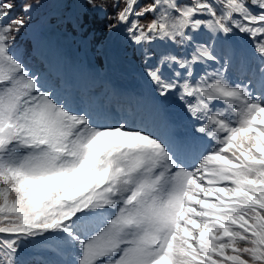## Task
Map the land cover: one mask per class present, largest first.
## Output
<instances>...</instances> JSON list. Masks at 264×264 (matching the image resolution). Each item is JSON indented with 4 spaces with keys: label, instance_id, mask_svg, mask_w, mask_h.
Masks as SVG:
<instances>
[{
    "label": "snow or ice",
    "instance_id": "1",
    "mask_svg": "<svg viewBox=\"0 0 264 264\" xmlns=\"http://www.w3.org/2000/svg\"><path fill=\"white\" fill-rule=\"evenodd\" d=\"M42 2L0 0V264H264V0H59L127 104L30 69Z\"/></svg>",
    "mask_w": 264,
    "mask_h": 264
},
{
    "label": "rangeland",
    "instance_id": "2",
    "mask_svg": "<svg viewBox=\"0 0 264 264\" xmlns=\"http://www.w3.org/2000/svg\"><path fill=\"white\" fill-rule=\"evenodd\" d=\"M58 3H59V0H48V5L47 6H48L49 9L51 8L48 13H53L55 11V8L54 7H56V5ZM41 7H39V8H37V9L34 10V12H33L34 17L35 18L36 17L40 18L39 23H42L44 25L50 24L49 21H43L45 19V17H46V14L41 15V13H40ZM61 14L63 16L66 15V13L64 12L63 9L61 10ZM69 37L70 36H66L65 39H69ZM105 43L107 45L110 44V42H105ZM75 46H76V49H75L74 63L72 64V70L76 74L77 77H81L83 79V85L88 86L89 85V81H93L94 75L98 71V67H95V68H93L91 70H87L86 67L83 64L84 57H83V52H82V45L79 42ZM92 54H95V51H93ZM59 55H60V52L57 51V53L55 55V63L58 62ZM30 69L33 71V68H30ZM44 74H45V72L43 71V72H41L39 74L37 73L36 75L39 76V77H41L42 80H45L44 79ZM135 79L138 80V82L140 83V91L146 93V86L143 84L142 80L140 79L139 73L135 76ZM46 80L49 83H52V81L50 80V78H46ZM141 88H143V89H141ZM101 93H102V90L100 92L95 93V95H99ZM89 94H90L89 96H92V92L91 91H90ZM130 101H133V100H130ZM173 112H178V108L177 107H173Z\"/></svg>",
    "mask_w": 264,
    "mask_h": 264
},
{
    "label": "trees",
    "instance_id": "3",
    "mask_svg": "<svg viewBox=\"0 0 264 264\" xmlns=\"http://www.w3.org/2000/svg\"><path fill=\"white\" fill-rule=\"evenodd\" d=\"M108 11L111 12L112 9L109 8ZM17 44H18V46H20L21 51H26L27 55H28V47H29L28 40H22V39L18 38ZM93 49L96 50V48H93ZM95 57L97 58V60L99 62L101 61V58H100V56L98 54H95ZM26 61H27V57H25V62Z\"/></svg>",
    "mask_w": 264,
    "mask_h": 264
}]
</instances>
